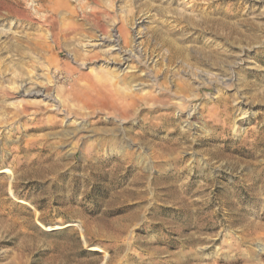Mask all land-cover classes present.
Returning a JSON list of instances; mask_svg holds the SVG:
<instances>
[{
    "label": "rangeland",
    "instance_id": "374dc122",
    "mask_svg": "<svg viewBox=\"0 0 264 264\" xmlns=\"http://www.w3.org/2000/svg\"><path fill=\"white\" fill-rule=\"evenodd\" d=\"M0 264H264V0H0Z\"/></svg>",
    "mask_w": 264,
    "mask_h": 264
},
{
    "label": "bare ground",
    "instance_id": "6f19581e",
    "mask_svg": "<svg viewBox=\"0 0 264 264\" xmlns=\"http://www.w3.org/2000/svg\"><path fill=\"white\" fill-rule=\"evenodd\" d=\"M215 5V4H214ZM213 8H215V7H213ZM224 9V8H223ZM216 10H220V11H222V8L220 7V8H218L217 7V9ZM225 12V11H224ZM222 19H224V18H222ZM204 20H207V21H209V23L208 24H210V22H213L212 24H210V25H216V24H218V22L219 21H217V22H215L214 20L212 21V20H208V19H204ZM203 20V21H204ZM198 26H199V24H197ZM201 26V25H200ZM208 27V26H207ZM255 26H253V28H254ZM258 27V26H257ZM199 28V27H198ZM222 28H228V25L227 24H225V23H222ZM231 30V29H230ZM235 28L233 29V31L235 32ZM156 32V31H155ZM154 32V33H155ZM235 33H237V32H235ZM215 34H217V33H215ZM119 37H121V35L119 36ZM118 36H112V38L111 39H106V38H102V39H100V40H98L97 41V43L96 44H94V45H92V46H89V47H91V48H101V49H103L104 47H111V49L109 50V51H106V52H109V55L111 56V54L113 53H115V51H117L116 52V56H113V58H111V59H109L110 61H109V65H111V70L109 69H107V72L106 73H109L108 75H110L111 76V80L112 79H114L115 80V82H118L120 85H122L123 86V89H127L128 90V92L130 93V100H129V104L128 105H131L130 106V109L132 110V109H134V107H136V102L135 103H133V100H134V98L135 97H133V96H135V95H139L142 91H143V89H144V87H146L147 85H146V82H145V80L146 81H149V80H147V79H142V80H137L136 78H130L128 75H127V73H130V72H133V63H134V61H137L138 59H140V54H139V52H136L135 50H122L121 49V47H120V38H119ZM223 37V36H222ZM167 39V38H166ZM160 41V40H159ZM253 41L254 42H259L260 40L258 39V38H253ZM175 42V41H174ZM176 43V42H175ZM162 47H165L166 49H167V51H168V53H170V57H171V59H174V57H181V58H183L184 57V55L186 54V51L183 49L184 48V46H181V47H178V46H176L177 44H174L173 43V41H171V40H169V39H167L166 41H164V42H162ZM187 50V49H186ZM104 52V51H103ZM167 54V53H166ZM215 54V53H214ZM112 57V56H111ZM169 59V58H168ZM176 59V58H175ZM174 59V60H175ZM179 59V58H178ZM184 60H185V58H183ZM108 62V61H107ZM141 62V61H140ZM149 62V61H148ZM171 62V61H170ZM137 63V62H136ZM149 64V63H148ZM109 65H106V67L107 66H109ZM133 65V66H132ZM162 65V64H161ZM138 68V67H137ZM161 68V67H160ZM135 70V69H134ZM135 72V71H134ZM117 73V74H116ZM124 74H125V76H124ZM143 74V73H142ZM141 74V76H144V75H142ZM131 75H132V73H131ZM121 76H124V78L122 79L121 78ZM133 76V75H132ZM146 78V77H145ZM148 78V77H147ZM151 80V79H150ZM18 84V83H17ZM20 85H19V87L22 89L21 91H22V93H23V96H26V97H30V98H32V97H43L44 98V101H47V103H49L50 105H52V107H55L56 108V110H59V108H60V106L57 104V100H56V98L54 97V96H52V95H44L43 93H42V91L36 86V84H35V82L33 81V80H24V81H22L21 83H19ZM179 85V84H178ZM149 86V85H148ZM179 88H181V90H183L184 88H182L181 86H179ZM122 91V88L119 90V94H120V92ZM161 91V90H160ZM122 92H124V91H122ZM146 92V91H145ZM179 93V92H178ZM180 93H182V92H180ZM149 94V93H148ZM120 96V95H119ZM149 99L150 100H147V102H157L158 100H159V97H156V96H151V94H149ZM157 96H160V95H158L157 94ZM78 98H80V99H82V97H78ZM137 98V97H136ZM78 100V99H77ZM109 100H110V102H112L111 103V105H112V107L115 105L116 106V108H115V110H124V108H125V106H124V103H123V100H124V98L123 97H118L117 99H115V98H113L112 97V95L111 94H109ZM78 101H81V102H83V106H87V105H91V106H96V107H98L99 106V103H98V101H99V99L98 100H94L93 98H91V97H88V101L86 102V101H83V100H78ZM121 101V102H120ZM128 103V102H127ZM159 103V102H158ZM114 104V105H113ZM127 105V106H128ZM152 105H153V103H152ZM106 106V105H105ZM95 107V108H96ZM113 109V108H112ZM25 110V109H24ZM129 110V109H128ZM51 111H53V110H51ZM125 113V112H124ZM52 117V116H51ZM127 117H128V115H127ZM50 119V118H49ZM165 119V118H164ZM55 120V119H54ZM51 121H53V119H51ZM82 124V123H81ZM80 124V125H81ZM190 125H189V123H186V125H185V128H190L189 127ZM84 127V126H83ZM83 127H81L80 126V129H79V131H84L85 132V129L83 128ZM173 128V127H172ZM167 131H171V128H169V130L167 129ZM141 136V135H140ZM125 140V139H124ZM171 144H173L172 142H171ZM170 144V145H171ZM169 145V144H168ZM174 145V144H173ZM172 145V146H173ZM176 147H177V145H176ZM164 148V150L165 149H168V150H170V151H172V148H170V146L168 147L167 145L166 146H164L163 147ZM168 150H165L166 152H168ZM174 150H176V148L174 149ZM157 151V150H156ZM164 152V151H163ZM165 152V153H166ZM173 152V151H172ZM168 153H170V152H168ZM172 154V153H171Z\"/></svg>",
    "mask_w": 264,
    "mask_h": 264
}]
</instances>
